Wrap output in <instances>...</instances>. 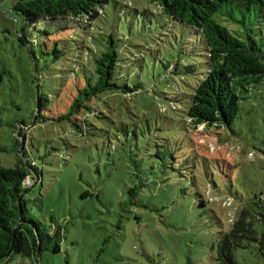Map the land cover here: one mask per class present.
Instances as JSON below:
<instances>
[{
	"label": "rangeland",
	"instance_id": "1",
	"mask_svg": "<svg viewBox=\"0 0 264 264\" xmlns=\"http://www.w3.org/2000/svg\"><path fill=\"white\" fill-rule=\"evenodd\" d=\"M12 4L0 0V167L36 166L28 207L44 225L60 226L63 239L60 253L3 264H217L221 233L264 193V80L240 102L231 130L185 129L176 109L205 71L196 35L166 21L154 0H111L97 33L117 40V84L143 92H108L91 111L60 121L84 84L82 72L78 84L71 72L86 67L93 45L78 30L47 25L28 29L37 45L21 44L24 24L6 14ZM167 152L179 158L176 171L161 164ZM34 184L29 176L26 185ZM235 256L264 264L255 243Z\"/></svg>",
	"mask_w": 264,
	"mask_h": 264
},
{
	"label": "trees",
	"instance_id": "2",
	"mask_svg": "<svg viewBox=\"0 0 264 264\" xmlns=\"http://www.w3.org/2000/svg\"><path fill=\"white\" fill-rule=\"evenodd\" d=\"M110 2L13 0L6 13L10 15L12 12L24 24L19 35L23 45H37L35 39L29 40L27 33L28 29L37 30L41 25L56 27L61 31L78 30L91 41L93 46L85 53L86 67H77L70 76L78 84V72H82L84 84L75 88L76 93L71 97L67 113L60 121H72L82 111H91L89 103L108 92L121 91L129 97L143 92L139 85L130 87L126 84L122 87L117 84V40L112 35L97 33L96 22L105 17ZM154 2L160 8L159 15L166 21L189 28L190 33L196 35L197 46L202 47L205 53V71L199 74L200 79L191 92L184 96L181 109H176L181 113L184 128L193 130L204 126L231 130L239 116L240 102L248 99L255 86L264 80V0ZM2 12L0 6V24ZM142 14L136 11L138 19L143 17ZM95 33L98 38L94 36ZM84 50V46L78 48V52ZM189 69L194 72L193 67ZM44 102L45 98L39 95V109L44 106ZM73 126L83 131L77 123H73ZM23 154L26 159V153ZM160 157L166 169L168 165L172 167L168 169L176 171L179 158L174 153L167 152ZM29 176H34L36 180V184L31 187L26 185ZM39 178L36 166L29 161L15 168L0 167V264L12 255L37 262L39 249L40 254L45 249L55 254L61 251L62 228L55 226L52 229L44 225L32 215L28 207L26 196L39 183ZM130 193L134 198L140 195L138 188L130 190ZM263 196L264 193L255 198L253 208L249 206L242 209L239 220L229 232L221 233L217 248H213L217 264H238L236 252L253 243L257 244V250L264 258ZM10 251L12 254L4 259Z\"/></svg>",
	"mask_w": 264,
	"mask_h": 264
},
{
	"label": "water",
	"instance_id": "3",
	"mask_svg": "<svg viewBox=\"0 0 264 264\" xmlns=\"http://www.w3.org/2000/svg\"><path fill=\"white\" fill-rule=\"evenodd\" d=\"M0 79H1V76H0ZM11 254H12V251L8 252V254L4 257V259L8 258ZM37 257L39 259V257H40V249L38 250Z\"/></svg>",
	"mask_w": 264,
	"mask_h": 264
}]
</instances>
